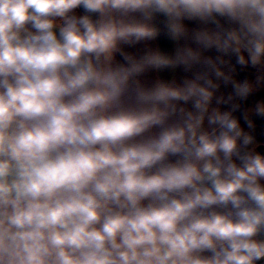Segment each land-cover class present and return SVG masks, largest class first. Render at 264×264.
I'll list each match as a JSON object with an SVG mask.
<instances>
[{
	"label": "clouds",
	"instance_id": "obj_1",
	"mask_svg": "<svg viewBox=\"0 0 264 264\" xmlns=\"http://www.w3.org/2000/svg\"><path fill=\"white\" fill-rule=\"evenodd\" d=\"M261 86L264 0H0V264H260Z\"/></svg>",
	"mask_w": 264,
	"mask_h": 264
},
{
	"label": "flooded vegetation",
	"instance_id": "obj_2",
	"mask_svg": "<svg viewBox=\"0 0 264 264\" xmlns=\"http://www.w3.org/2000/svg\"><path fill=\"white\" fill-rule=\"evenodd\" d=\"M79 14H83L84 10L83 9H78L77 10ZM154 22V21H153ZM167 22V20H166ZM186 27L189 29V33L195 32L197 30H201L203 28H209V29H215V25L214 24H205L203 22H201L198 19H186L184 21ZM220 23L222 25H224L225 27L228 26V23L226 20H224L223 18H220ZM165 25L166 23L163 25L164 30L161 31V34L163 37H167V41H160L158 39V36L155 40H150V41H144L141 43H138L134 46H124L125 47V51L135 54L137 56H140L142 54H144L145 51H147L148 49H159L162 52H165L164 49V44L167 45L168 44V49H167V53L168 54H173L176 47L178 46L177 42L169 39V37L166 34V29H165ZM179 44H189L192 47H196L195 43L193 41H191V39L188 40H182L179 42ZM171 45V47H170ZM205 56H217L218 53L216 52L215 49H210V50H206L204 52ZM118 62H123L122 57L117 54L116 57ZM226 59H229L230 62L234 65L235 64V60L234 58L231 57H226ZM200 70L199 66L195 69H193L192 71H185L183 69V67H178L174 70H149L146 73H144L140 79L142 80L143 83H145L146 85H151L153 84L156 80H163V81H175L176 83H182L184 79L187 78H192V76L194 75L195 71ZM257 69L252 68L251 66H249L246 69L241 70L240 67L237 65L236 66V72H235V78L238 80L243 81L244 79H249V80H254L256 75H257ZM221 91L224 94H228L231 92V87H223L221 88ZM264 100V86H261L258 88V90L256 92H254V94L252 96L249 97V99L247 101H243L241 102V110H247L249 108H251L252 106H254V104L258 101ZM188 108H191V104L187 105ZM234 115H236L238 118L241 119V124L242 126H244L247 130V126L244 124V121L242 119L241 113L237 112L234 113ZM254 119V123H255V129L254 131V135L256 136V139L258 141V147H257V151H261L264 152V120L259 119V118H255ZM170 159H175V157H172ZM260 264H264V260L260 261Z\"/></svg>",
	"mask_w": 264,
	"mask_h": 264
},
{
	"label": "water",
	"instance_id": "obj_3",
	"mask_svg": "<svg viewBox=\"0 0 264 264\" xmlns=\"http://www.w3.org/2000/svg\"><path fill=\"white\" fill-rule=\"evenodd\" d=\"M154 23L161 29V31L162 30H164V27H163V25L166 23V17L165 16H163V15H160V14H158V15H156L155 17H154ZM158 39L160 40V41H167V37H163L162 35H160L159 37H158ZM170 47H171V45H170ZM167 49H168V44L167 45H165L164 44V51H165V53H167ZM168 54V53H167Z\"/></svg>",
	"mask_w": 264,
	"mask_h": 264
},
{
	"label": "rangeland",
	"instance_id": "obj_4",
	"mask_svg": "<svg viewBox=\"0 0 264 264\" xmlns=\"http://www.w3.org/2000/svg\"><path fill=\"white\" fill-rule=\"evenodd\" d=\"M138 15V14H137Z\"/></svg>",
	"mask_w": 264,
	"mask_h": 264
}]
</instances>
